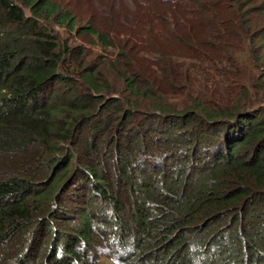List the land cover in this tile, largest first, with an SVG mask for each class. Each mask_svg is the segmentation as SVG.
Segmentation results:
<instances>
[{
	"label": "trees",
	"instance_id": "16d2710c",
	"mask_svg": "<svg viewBox=\"0 0 264 264\" xmlns=\"http://www.w3.org/2000/svg\"><path fill=\"white\" fill-rule=\"evenodd\" d=\"M113 2L0 0V264H264V0Z\"/></svg>",
	"mask_w": 264,
	"mask_h": 264
},
{
	"label": "rangeland",
	"instance_id": "374dc122",
	"mask_svg": "<svg viewBox=\"0 0 264 264\" xmlns=\"http://www.w3.org/2000/svg\"><path fill=\"white\" fill-rule=\"evenodd\" d=\"M61 2H63L64 4H68L72 7V9L74 10V12L81 16L82 18L85 17H92L95 26L98 29H102L103 25H105V27H107V22L105 20L106 17V12L104 11V6L106 5L108 7V5L110 3V7L113 10H116L117 7L115 4V2H113L114 0L110 1V0H60ZM77 186V183H74V185L72 186L73 188ZM71 206H76L75 204H71ZM60 229H63V227L58 226ZM103 258V257H102ZM105 264H112L111 259L108 261L107 259H101Z\"/></svg>",
	"mask_w": 264,
	"mask_h": 264
}]
</instances>
